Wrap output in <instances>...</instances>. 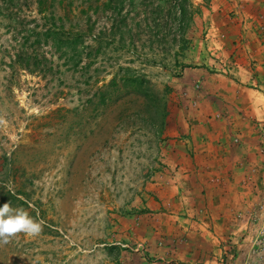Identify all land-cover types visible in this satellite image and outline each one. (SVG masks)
<instances>
[{
  "label": "rangeland",
  "instance_id": "1",
  "mask_svg": "<svg viewBox=\"0 0 264 264\" xmlns=\"http://www.w3.org/2000/svg\"><path fill=\"white\" fill-rule=\"evenodd\" d=\"M106 1L48 0L40 12L37 0H0V206L10 192V207L41 224L0 238V264H264V113L250 129L262 158L247 160L248 183L219 228L188 205L198 194L182 173L195 145L173 130L238 116V92L217 91L222 75L249 74L243 87L259 91L247 96L264 109V0H191L200 12L181 53L173 0H123L119 30L118 3ZM51 13L69 31L91 24L79 65L33 43ZM19 54L51 69L28 68ZM126 74L154 95L124 85ZM206 77L210 97L200 92Z\"/></svg>",
  "mask_w": 264,
  "mask_h": 264
},
{
  "label": "crops",
  "instance_id": "2",
  "mask_svg": "<svg viewBox=\"0 0 264 264\" xmlns=\"http://www.w3.org/2000/svg\"><path fill=\"white\" fill-rule=\"evenodd\" d=\"M203 70L205 69L199 68L202 77L209 75ZM249 77V74L244 76L239 72L230 77L222 75V78H220L222 79V84L219 83L217 85V91L220 92L222 90L224 93H220L224 95L231 90L238 92L240 98H238L237 102L240 105L237 104L235 109L243 112L233 110V112L238 114L236 118L227 116L226 114L229 113L227 111L219 119L220 121L217 125L212 124V128L208 124L204 126L192 123H182L181 128H173V130L180 133H187L188 138L185 141L189 142L190 145H195L189 156L190 165L185 167L186 172L182 173L185 179L190 178L188 189L198 194L196 195L197 199H188V205H196L198 208L202 207L207 213H210L209 223L216 228H219V225L226 224L225 217L227 215L223 213V210L230 205L233 207L237 205V199L235 198L237 194L242 193V190L239 189L241 182L248 183L250 172L253 170L250 165L252 164L254 167V164L248 163L247 160H253L256 163V160L260 161L262 158L257 157L258 159H255V155L259 156V153L258 150H254L257 148H255V143L253 144L252 138L254 137H250V129L253 128L251 125L256 126L255 121H259L260 117L258 115H262L264 109H261L256 99L247 96L249 93L254 95L255 91L259 92L257 90L254 91L252 88L243 87L246 83L245 79ZM208 78H204V85H202L200 92L202 95L204 93V95L210 97L215 91L212 88L215 85H211ZM255 79H258V76L253 78L252 81ZM229 85H234L236 88L227 89ZM248 113L252 118L246 116L249 115ZM212 119L208 118V120ZM200 132L203 134V139H199ZM193 165L203 168H193ZM195 170L200 171L204 178L198 177L199 180L198 178L196 179V176H194Z\"/></svg>",
  "mask_w": 264,
  "mask_h": 264
},
{
  "label": "trees",
  "instance_id": "3",
  "mask_svg": "<svg viewBox=\"0 0 264 264\" xmlns=\"http://www.w3.org/2000/svg\"><path fill=\"white\" fill-rule=\"evenodd\" d=\"M48 0H37L38 9L40 12H44L46 10L45 3ZM118 3L119 7L114 8L116 16H119L117 20V25L113 27V29H120V24L125 22L126 16L121 15V10L123 8L122 3L123 0H115ZM174 1V11L168 13V19L174 22L171 42L174 43L177 47L176 53H181L182 51L188 48L189 40L185 37L186 29L188 28L191 20L193 19V15L195 13L200 12V8L194 7L191 0H173ZM62 3V0H59ZM113 0H107L105 5L110 7ZM85 12V11H84ZM165 19H167L166 15H163ZM50 22L46 24L43 30H37L34 28L31 30L30 34L34 37L33 43L39 44H49L54 49V52L58 54L59 58L65 59L67 62H72L73 66L79 65L83 55V48H85L84 37L87 33L91 32L92 26L91 24L87 26L86 31H69L66 30L64 26V21L62 17H55L53 13L50 15ZM48 21V20H47ZM60 21L59 24L57 22ZM156 26L159 24L156 23ZM31 38V37H30ZM30 38H26L29 40ZM18 61H23L26 67H34L39 68L43 72H48L51 69V66L48 68L45 66L46 57L39 58L38 54H24L17 56ZM29 59H32V62H29ZM47 67L45 70L43 68ZM115 80V79H114ZM124 85L130 86L134 89L135 92L146 96H153L154 93L148 86V83L144 79V77H137L136 75H127L122 79ZM1 187V186H0ZM2 191V188H0ZM3 200L6 202H13L16 197L12 195L10 192H5Z\"/></svg>",
  "mask_w": 264,
  "mask_h": 264
},
{
  "label": "clouds",
  "instance_id": "4",
  "mask_svg": "<svg viewBox=\"0 0 264 264\" xmlns=\"http://www.w3.org/2000/svg\"><path fill=\"white\" fill-rule=\"evenodd\" d=\"M40 230L41 224L30 217L25 210L14 209L8 202L0 206V238L11 236L20 231L36 234Z\"/></svg>",
  "mask_w": 264,
  "mask_h": 264
}]
</instances>
